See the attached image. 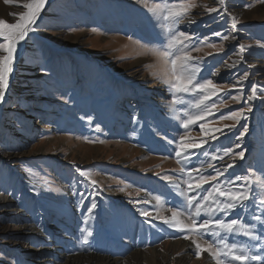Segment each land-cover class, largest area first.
Wrapping results in <instances>:
<instances>
[{
  "label": "rangeland",
  "instance_id": "1",
  "mask_svg": "<svg viewBox=\"0 0 264 264\" xmlns=\"http://www.w3.org/2000/svg\"><path fill=\"white\" fill-rule=\"evenodd\" d=\"M23 3L27 0L9 4L0 0V19L15 23L16 16L25 11ZM195 3L218 11L209 14L198 6L191 10L195 23L185 19L177 27L193 36L189 51L192 63L202 69L199 78L221 85L220 96L207 101L217 103L207 120L212 121L209 128L223 129L225 134L215 133L219 139L212 141L200 132L204 121H198L190 126L189 135L195 141L208 139L214 144L212 150L221 155L225 147L245 151V158L237 160L226 175H244L249 170L264 175V95L245 103L253 84L264 92V0ZM232 16L239 20L236 29L231 28ZM216 32L230 38L222 40ZM205 38L217 48L200 44ZM163 39L144 0H52L45 4L0 108V264H63L82 256L109 257L121 264L134 254L149 257L150 264H178L185 254L189 255L186 264H214L207 253L201 259L195 257V237L185 240L182 237L187 233L151 218L158 213L170 218L177 208L187 212L177 195L179 190L187 191L182 183L187 177L180 172L167 139L178 138L184 131L180 127L184 113L197 112L189 102L198 98V94L187 95L183 103H170V91L156 79L164 74L163 63L149 51ZM240 44L245 45L244 52H239ZM220 45L223 52L218 50ZM246 72L241 101L220 103V97ZM239 88L232 89L231 95ZM248 104L253 108L247 113L249 119L231 131L225 125H232L233 120L218 119ZM244 124L249 132L237 140ZM208 162L224 169L232 161L225 156L223 161ZM193 164L199 161L194 159ZM78 170L92 174L95 191ZM202 170L211 171L207 164ZM254 194L264 197L261 191ZM154 197H160L161 204ZM93 201L97 207L88 214ZM248 203L249 209L240 215L253 224L252 215L259 209ZM141 210L151 213L150 223L144 222ZM182 219L190 223L187 215ZM82 228L93 232L90 245L80 242ZM256 232L264 237V226L257 224ZM197 242L205 245L203 239ZM229 242L264 255L258 252L264 248V238L257 247L242 236L230 237ZM56 245L61 247L58 252L51 250ZM183 246H189L190 252ZM153 254L157 259L150 257Z\"/></svg>",
  "mask_w": 264,
  "mask_h": 264
},
{
  "label": "snow or ice",
  "instance_id": "2",
  "mask_svg": "<svg viewBox=\"0 0 264 264\" xmlns=\"http://www.w3.org/2000/svg\"><path fill=\"white\" fill-rule=\"evenodd\" d=\"M47 0H27L22 6L25 11L16 16L15 23H8L0 19V102H3L6 89L9 87V77L14 71V62L18 45L30 38V33L36 31L37 21L40 18L41 12L45 7ZM6 4L11 3V0H5ZM146 12L152 16L162 29L164 39L158 42V46L150 48L149 51L162 61L164 66L163 76L157 75L158 82L164 84L170 91L172 99L170 103L176 105L184 102V96L194 95L195 98L189 102L190 107L197 109L193 114L186 111V117L180 123V127L184 129L178 135V138L167 139V143L172 146L176 162L181 165L180 172L184 173L187 179L182 183L186 185L187 191L179 190L177 195L181 196L186 204L187 212L181 208L173 209L171 217L160 216L159 213L155 217H151V213L147 210H141L140 215L145 219V223H150L147 219H159L169 228L174 231L187 233L183 235V239L188 240L192 237V243L195 245V257L202 258V254L207 253L214 261V264H264V255L254 254L245 245H238L237 243L229 242L230 237L242 236L248 238L250 241L256 242L253 247L258 246L261 237L256 232L257 224L264 226V197L257 198L254 191L264 192V175H258L255 171L249 170L247 174L228 176L226 173L228 169L236 167L237 160L245 158V151H234L231 147L223 148L222 155L218 151H213L214 144H210L208 139H201L195 141L191 139L189 133L192 131L191 125L197 124L198 121H204L199 124L201 133L210 136L212 141L219 139L215 133L219 132L225 134L223 129L209 128L208 124L212 121L207 120V117L213 116L211 109L217 107L216 101L211 104L207 101L211 100L213 96H220L218 89L221 85L214 82L212 79L199 78V73L202 69L198 65L192 63L193 57L190 55L189 43L193 40V36L185 31L178 30V25L185 19L189 23H195L191 18V10L200 6L203 7L209 14L217 12L215 7H208L206 5H197L195 0H144ZM217 3L224 5L225 0H217ZM252 5H248L251 7ZM239 20L237 17H231V28L236 29ZM96 31V29H92ZM215 36L221 37L222 40H228V35H222L220 32L214 33ZM235 39V37H231ZM129 39H132L129 37ZM142 47H146L139 41H134ZM207 42L209 48H217L213 42H208L207 38L200 40V44ZM264 47V45H261ZM200 51V48H195ZM220 52L224 51L223 45L219 46ZM239 52L245 51V45L238 46ZM243 61V57H241ZM235 63V62H234ZM146 67H149L146 65ZM155 75V74H154ZM249 74L244 73L243 77L237 80V85L240 88L236 95H231L232 89L237 85H232L229 93H225L220 97V103H225L228 99L241 101L244 95L242 81L248 79ZM264 95L258 89V86L253 84L250 88V94L247 95V104ZM253 108L250 104L247 107H242L239 110L232 111L228 114H221L219 120H233L232 125H225L229 131L236 128L241 120H248L247 113H251ZM175 118V117H174ZM90 122V118H89ZM133 122H138V117H133ZM239 134L236 136L237 140L242 139L249 132L247 124L241 125ZM99 130V128H97ZM102 142V141H101ZM241 148L240 144L235 146ZM225 156L231 157V163L226 162L224 169L218 168L215 164L208 162L216 160H224ZM204 157L205 159H201ZM167 158V157H166ZM198 160L199 164H193V160ZM205 164L211 171H203ZM188 165H192L188 167ZM79 175L89 181L93 186V191L97 186V182L91 179V173L85 170H78ZM195 173V175H193ZM159 175V173H157ZM161 179L170 181L168 176H161ZM119 183V181H118ZM208 185V187H205ZM130 187V185H125ZM179 189V185H175ZM120 191H124L121 188ZM83 197V194H81ZM157 204H161L160 197H154ZM249 201L257 206L259 212L252 215V220L256 223L250 224L246 219L240 215L242 211L249 209ZM133 203V201H129ZM147 203L148 201H136V203ZM97 207L93 201L87 208V213L91 214ZM233 214L235 216L233 217ZM187 215L190 223H186L182 219ZM88 216H85L84 222L87 223ZM83 233L81 243L83 245H90V237L93 236L91 229L82 228ZM212 237V239H206ZM197 239L205 240V245L197 242ZM258 252H264V248H258Z\"/></svg>",
  "mask_w": 264,
  "mask_h": 264
},
{
  "label": "bare ground",
  "instance_id": "3",
  "mask_svg": "<svg viewBox=\"0 0 264 264\" xmlns=\"http://www.w3.org/2000/svg\"><path fill=\"white\" fill-rule=\"evenodd\" d=\"M52 0H47L46 3L48 2H51ZM24 44L25 42H21L20 45H18V51L16 53V59H15V62H14V71H15V66H16V63L18 62V60L20 59L21 55H22V52H23V49H24ZM14 71L10 74V77H9V87L8 89H6V93H5V97H4V100L6 99V97L8 96V90L10 88V85H11V80L13 78V74H14ZM4 100L3 102H0V108L4 105ZM14 232H19V231H23V228H21L20 230L18 229H13ZM12 231V232H13ZM54 231V230H53ZM10 233V232H9ZM60 245H56L55 247H53L51 250L54 251V252H58L61 250V247H59ZM173 247V246H172ZM185 247V249L187 251H189L190 247L189 246H183ZM176 248V247H175ZM179 248V247H178ZM171 249V248H170ZM190 252V251H189ZM29 253V252H27ZM172 253V252H170ZM174 254V253H173ZM135 256H132L129 260H127V262H123L121 264H150L149 263V257L147 256H140L138 254H134ZM152 259H157V255L156 254H153L150 256ZM161 257V256H159ZM189 260V255H184L183 257H181L179 260H178V264H186L187 261ZM159 261V260H158ZM158 263V262H157ZM208 264H211L209 261H207ZM62 264V263H61ZM63 264H117L116 261H113L111 258L109 257H95V256H82V257H76L70 261L66 260L65 263ZM120 264V263H119ZM152 264H154V261H152ZM177 264V263H176Z\"/></svg>",
  "mask_w": 264,
  "mask_h": 264
}]
</instances>
